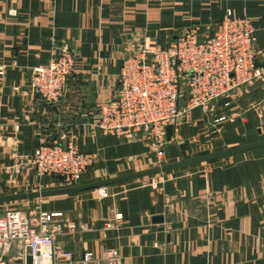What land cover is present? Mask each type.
Listing matches in <instances>:
<instances>
[{
  "label": "crops",
  "instance_id": "crops-1",
  "mask_svg": "<svg viewBox=\"0 0 264 264\" xmlns=\"http://www.w3.org/2000/svg\"><path fill=\"white\" fill-rule=\"evenodd\" d=\"M227 9L251 20L256 46L264 50V0H0V185L17 155L31 152L43 137L62 144L72 137L80 150L96 155L79 183L154 164L147 140L94 130V108L114 94L123 58L144 41L165 43L189 26L211 32ZM61 41L75 50L74 70L63 99L45 102L32 92L31 70ZM233 108L238 114L215 129L209 116L192 109L190 121H182L165 144V161L264 137L260 83L228 112ZM198 163L162 172L156 185L136 177L107 184L105 196L89 188L26 198L23 209L62 211L55 243L74 260L92 251L88 264H107L111 249L117 264H264V145ZM17 176L27 178L18 185L27 189L62 185L31 172ZM116 211L122 219L106 226ZM21 253L11 243L0 264H27Z\"/></svg>",
  "mask_w": 264,
  "mask_h": 264
},
{
  "label": "built area",
  "instance_id": "built-area-1",
  "mask_svg": "<svg viewBox=\"0 0 264 264\" xmlns=\"http://www.w3.org/2000/svg\"><path fill=\"white\" fill-rule=\"evenodd\" d=\"M55 49L53 56L46 63L34 65L30 74L33 94L45 102L63 99L74 70L76 53L71 45L61 41ZM3 72L0 64V74ZM257 82L264 88V50L256 46L255 28L247 16H232L227 9L225 18L211 32L189 26L165 43L144 41L127 54L119 68L114 94L95 106L91 125L94 130L120 138L147 140L155 163L162 164L165 144L174 138L182 121H190L192 109L209 116L215 129L218 123L238 114L234 108L228 112V108ZM168 124L173 126L169 139ZM17 156L16 165L8 169V183L15 186L28 183L26 177L17 176L28 172L64 185L77 184L96 159L94 153L80 150L72 137L66 144L43 137L31 152ZM146 176L145 182L151 185L163 179L162 172ZM96 188L101 196L107 194V185ZM62 215V211L36 214L0 206V262L7 247L17 242L21 256L31 255L30 264L90 263L92 251H84L74 260L70 250L56 245L55 232L60 228L56 218ZM121 219L122 213L116 211L106 226ZM66 224L75 226L71 221ZM117 262V251L108 250L107 264Z\"/></svg>",
  "mask_w": 264,
  "mask_h": 264
},
{
  "label": "water",
  "instance_id": "water-1",
  "mask_svg": "<svg viewBox=\"0 0 264 264\" xmlns=\"http://www.w3.org/2000/svg\"><path fill=\"white\" fill-rule=\"evenodd\" d=\"M173 133V126L168 124L166 126V135L169 139ZM264 139H260L253 142H248L244 144L232 145L227 148L215 150L212 152L199 154L196 156L181 158L174 161L164 162L162 164L149 166L146 168H142L139 170L102 178L94 181L84 182V183H77L73 185H65V186H56V187H49V188H42V189H33L29 191H21V192H14V193H4L0 194V203L6 201H14L26 198H33V197H44V196H51V195H59V194H66V193H73L78 192L81 190L89 189V188H96L101 185H107L114 182L124 181L131 178L142 177L150 174H155L158 172H163L172 168L186 166L195 162L208 160L211 158L224 156L228 154H232L239 151L248 150L254 147L263 146ZM155 221H162L161 215L153 216ZM32 258L30 254H26V263H31Z\"/></svg>",
  "mask_w": 264,
  "mask_h": 264
},
{
  "label": "rangeland",
  "instance_id": "rangeland-1",
  "mask_svg": "<svg viewBox=\"0 0 264 264\" xmlns=\"http://www.w3.org/2000/svg\"><path fill=\"white\" fill-rule=\"evenodd\" d=\"M261 139H264L261 138ZM260 140V139H258ZM257 141V140H256ZM223 148H227V147H223ZM223 148H220V149H223ZM212 148H207V149H199L198 151V154H193V155H190L188 157H191V156H196V155H199V154H204V153H208V152H212V151H215L214 149L210 150ZM216 150H219V149H216ZM246 151V150H244ZM236 153V152H235ZM234 154V153H232ZM229 155V154H228ZM224 156H227V155H224ZM220 157H223V156H219V157H215V158H211V159H208V160H203V161H199L198 164H200V162H211L212 160H216L217 158H220ZM181 159V158H180ZM166 162V161H165ZM168 162V161H167ZM164 163V162H163ZM159 163H155L154 164H151V165H148V166H145L146 167H149V166H153V165H158ZM164 172V171H163ZM159 173V172H158ZM10 177V176H9ZM8 177V179H9ZM20 179V178H19ZM56 186H65V185H58V183H54V186H48L46 188H49V187H56ZM26 186H23V187H19V186H15V185H12V184H9L8 183V180L7 181H4V185H0V194H4V193H14V192H21V191H29V190H33V189H36V188H25ZM22 188V189H20ZM25 200L27 199H20V200H14V201H6V202H1L0 203V206L3 207V208H10V207H17V208H24V206L26 205L25 204Z\"/></svg>",
  "mask_w": 264,
  "mask_h": 264
}]
</instances>
